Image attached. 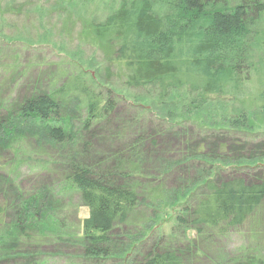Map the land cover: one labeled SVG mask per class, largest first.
Segmentation results:
<instances>
[{
  "label": "trees",
  "instance_id": "16d2710c",
  "mask_svg": "<svg viewBox=\"0 0 264 264\" xmlns=\"http://www.w3.org/2000/svg\"><path fill=\"white\" fill-rule=\"evenodd\" d=\"M16 3L0 0V12ZM262 22L264 0H120L83 21L107 64L103 83L72 66L55 78L45 72L18 100L10 91L30 72L19 52L0 48V264H264V130L251 124L264 114ZM116 76L142 95L131 97L132 110L157 120L90 161L116 111L119 95L106 87ZM177 92L198 117L225 105L232 128L160 112L178 115ZM195 128L223 137L224 154L237 146L244 156L218 164ZM235 132L253 147L234 144ZM25 172L39 182L23 185ZM236 234L242 243L227 254L221 244Z\"/></svg>",
  "mask_w": 264,
  "mask_h": 264
},
{
  "label": "rangeland",
  "instance_id": "374dc122",
  "mask_svg": "<svg viewBox=\"0 0 264 264\" xmlns=\"http://www.w3.org/2000/svg\"><path fill=\"white\" fill-rule=\"evenodd\" d=\"M16 1L20 3H16L15 8L12 6V8L8 9V7L4 5L0 12V29H2L4 34L3 38L0 37V48L3 50L7 49V53L10 54L19 52L22 55H19V58L20 61H22L23 67L25 66L26 70H29L30 73L29 76L24 79V82H21L22 84L18 83L13 86V91H10L12 92L11 95L14 97L13 99L18 100L29 93V86L33 83L35 84L45 72L49 77H53L54 74L55 78L57 74L60 76L75 71L76 69L72 66H77L78 69L80 68L86 71L98 82L103 83L104 77H101L100 68L104 71L107 64L103 53L98 51L96 46L89 43L87 39L83 37V21L90 18H95L97 20L102 19L108 11L114 9L115 6L118 5L120 0H75L74 6L67 5L65 7L57 6L56 0ZM156 1L159 2V0ZM7 2H10V0H7ZM37 7H41L43 12L39 13ZM18 9H22L21 13H19ZM261 24L264 25V22ZM31 44L33 45L32 47ZM27 47V52L23 53L24 49ZM2 64L5 63L2 62ZM3 76L4 73L2 72L0 75V82ZM99 77L102 78L103 81H101ZM111 81V84L106 87H111V89H114L119 95V97H117L118 103L116 111L110 119V124L106 123L102 125L96 137L93 139L89 154L90 161H93L97 156L105 155L119 148V145L122 146L128 143L135 135H138L141 128L149 131L151 129V121H153L151 119L153 118L154 121L157 120L154 118L155 116H142L135 110H132L131 106L136 105H131L134 104L131 97H142L139 91L126 89L123 82L120 81L117 76L111 78ZM27 82L29 83L27 84ZM4 88H6V84ZM4 92H8V90L5 89L2 93ZM2 96L1 98H8L9 93H5ZM173 98L174 104H172L171 107L172 110L175 108L177 109L178 115H172L174 112H172L170 108L163 109L160 112L167 113L174 120H180L181 117H184L187 118L190 123L191 120L195 121V124L197 123L202 128H215L217 130H230V128H232L227 118L225 105L222 107H219V105L216 107L211 106L208 110L203 107L198 117V112H196V115V113H194L195 109L193 107L189 108L190 101L188 97L185 99L184 92L175 93ZM77 104L78 102L75 101V99L71 102V106L77 107ZM140 104L146 105L147 103ZM145 105L141 106L145 107ZM131 122L135 123L133 124ZM175 122L177 121H174V123ZM190 123H187L186 126L189 127L191 125ZM251 124L253 130L263 131L264 114L253 117ZM139 126L141 127L139 128ZM192 127L193 126H191L190 129ZM235 129L241 130L240 127H235ZM194 130H197L198 136L200 137L198 139L204 142V147L207 146L210 150L213 148L216 154L212 155L217 160L216 162L218 164L225 166L228 165L227 162H229L225 159L241 160L239 158L244 156L237 146L233 147L230 152L224 154V152H222V143L225 141L224 138H215L214 135L210 134V129L195 128ZM198 131L205 132L199 133ZM205 136H207V138H205ZM227 136L234 144L246 145V147L243 148L250 149L254 145L251 141L239 143V138L243 136L239 132H235V135ZM109 162L107 164L108 166H110ZM209 162L212 163V157L209 159ZM229 168H231V166L223 169V171ZM228 171L230 170L226 172ZM226 172H221V175L225 176L224 173ZM175 175L173 180L176 183ZM22 182L24 183L23 185L33 186L39 182V179L25 172ZM87 216V209H83L81 217L86 218ZM241 237V234L233 235L229 240L224 241L221 247L227 254L232 253V251L238 248L242 243ZM217 248L219 249V244ZM196 264H207V262L205 260H200Z\"/></svg>",
  "mask_w": 264,
  "mask_h": 264
}]
</instances>
